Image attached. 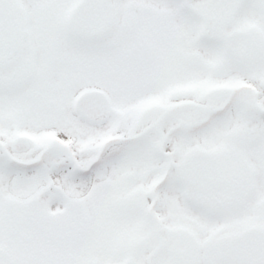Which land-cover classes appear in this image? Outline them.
Instances as JSON below:
<instances>
[{"label":"snow or ice","instance_id":"obj_1","mask_svg":"<svg viewBox=\"0 0 264 264\" xmlns=\"http://www.w3.org/2000/svg\"><path fill=\"white\" fill-rule=\"evenodd\" d=\"M0 264H264V0H0Z\"/></svg>","mask_w":264,"mask_h":264}]
</instances>
